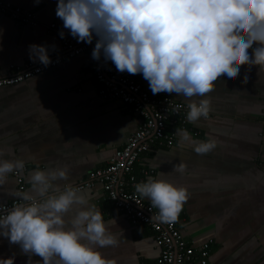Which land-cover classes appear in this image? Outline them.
<instances>
[{"label":"crops","instance_id":"0c3cea01","mask_svg":"<svg viewBox=\"0 0 264 264\" xmlns=\"http://www.w3.org/2000/svg\"><path fill=\"white\" fill-rule=\"evenodd\" d=\"M2 1L34 11L38 24L27 25L0 13V74L12 64L40 63L30 54V45L46 46L50 59L63 53L62 43L49 31L53 22L63 25L56 15L58 0ZM124 73L154 95L142 74ZM154 96L184 103L208 99L211 116L188 121L186 128L169 126L177 134L175 145L145 152L137 169L153 168V179L188 190L178 226L190 244L213 240L208 264H264V68L242 65L236 79L221 76L205 97L186 99L166 92ZM140 122L130 106L100 96L90 54H82L25 82L0 88V159L25 162V193L34 197L29 178L36 170L66 168L68 180L54 184L75 187L92 170L105 167ZM178 129L197 142L214 140L216 147L198 155L194 146L181 143ZM181 162L185 171H174ZM17 188L13 171L0 186V204L15 198ZM79 192L102 211L106 223L111 222L108 231L119 241L99 249L105 257L116 264H151L159 258L155 232L147 225H132L101 185ZM29 260L43 264L41 257L25 254L19 244L0 235V262Z\"/></svg>","mask_w":264,"mask_h":264},{"label":"clouds","instance_id":"9594fccd","mask_svg":"<svg viewBox=\"0 0 264 264\" xmlns=\"http://www.w3.org/2000/svg\"><path fill=\"white\" fill-rule=\"evenodd\" d=\"M56 15L78 42L91 44L93 35L98 37L93 59L103 55L119 72L142 74L154 95L205 97L221 76L236 79L242 65L264 68V0H58ZM29 50L43 65L51 63L46 46L33 44ZM188 108V121L197 123L208 117L210 101L192 100ZM177 131L198 155L216 147L214 140L197 142ZM24 166L22 159H0V186ZM185 168L181 162L173 170ZM58 180H68L66 168L32 172L35 197L23 193L30 203L15 204L0 216V235L43 264H116L99 250L119 242L108 231L111 222L79 190L54 184ZM135 190L158 209L152 219L165 224L178 220L188 199L185 187L165 179L148 177Z\"/></svg>","mask_w":264,"mask_h":264},{"label":"built area","instance_id":"2783aa9c","mask_svg":"<svg viewBox=\"0 0 264 264\" xmlns=\"http://www.w3.org/2000/svg\"><path fill=\"white\" fill-rule=\"evenodd\" d=\"M0 13L27 25L38 24V16L34 11L2 0H0ZM49 31L62 43L63 53L51 58L48 66L34 62H27L22 66L12 64L6 74H0V88L25 82L61 64L67 58L90 54V65L100 96L119 100L130 106L141 122L129 141L115 150L105 167L92 170L73 188L83 190L101 185L111 202L127 216L132 225L150 227L155 232L156 242L161 249L159 258L151 264H208L213 240L209 239L200 245L190 244L178 226V220L175 223L165 224L152 219V216L158 214V209L153 208L150 200L135 190L136 184L147 182L148 177L155 173V170L149 167L137 169L142 155L159 146L175 145L177 134L169 126L187 127L189 103L169 96H154L142 82L117 71L116 66L103 55L99 60L93 59L92 52L98 40L95 34L92 43L89 44L78 42V38L73 37L70 31L58 22L50 24ZM62 32L63 37H61ZM255 47L257 46L253 44V48ZM248 51L252 53V49ZM210 116L209 111L208 117ZM26 169L27 167L24 166L22 171H14V177L18 182L16 194L21 195H16L8 203L0 204V216L6 215L7 210L15 204L30 203L22 199V194L27 189L24 177Z\"/></svg>","mask_w":264,"mask_h":264},{"label":"bare ground","instance_id":"6f19581e","mask_svg":"<svg viewBox=\"0 0 264 264\" xmlns=\"http://www.w3.org/2000/svg\"><path fill=\"white\" fill-rule=\"evenodd\" d=\"M94 75V74H93ZM166 147V146H165ZM155 170V169H154ZM156 171V170H155Z\"/></svg>","mask_w":264,"mask_h":264}]
</instances>
